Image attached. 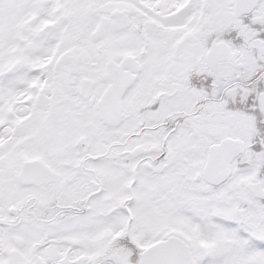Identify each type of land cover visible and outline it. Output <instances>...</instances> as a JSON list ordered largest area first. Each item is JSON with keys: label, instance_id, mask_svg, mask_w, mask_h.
Wrapping results in <instances>:
<instances>
[{"label": "snow or ice", "instance_id": "obj_1", "mask_svg": "<svg viewBox=\"0 0 264 264\" xmlns=\"http://www.w3.org/2000/svg\"><path fill=\"white\" fill-rule=\"evenodd\" d=\"M0 264H264V0H0Z\"/></svg>", "mask_w": 264, "mask_h": 264}]
</instances>
